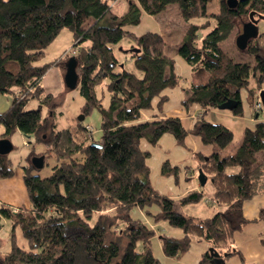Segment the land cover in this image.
Instances as JSON below:
<instances>
[{
  "label": "trees",
  "instance_id": "1",
  "mask_svg": "<svg viewBox=\"0 0 264 264\" xmlns=\"http://www.w3.org/2000/svg\"><path fill=\"white\" fill-rule=\"evenodd\" d=\"M115 1L0 0V96L12 97L9 108L0 112V125L5 127L4 136L19 129L31 142L44 143L43 154L57 160L45 177L35 173L32 164L24 166L32 207L17 212L3 207L0 212L12 220L14 228H21L28 248L18 244L14 231L0 264H164L152 248L157 234L170 258L185 256L194 237L220 254L226 251L227 257L240 254L231 243L234 233L249 223L243 214L244 202L264 192V119L258 112L264 107L256 111L254 125L245 128L241 143L222 154L234 142L231 128L202 115L190 129L181 117L164 115L169 98L165 90L179 82L175 61L165 54L159 33L137 35L128 27L140 24L143 12L157 14L171 3L179 4L186 20L204 19L188 26L177 52L193 70L205 71L208 79L192 82L182 105L198 106L204 114L226 109L241 116L242 89H247L254 107L264 88V32L247 47L256 56L254 63L236 62L220 41L239 18H263L264 0H246L235 8L221 0L215 13L208 10L210 0H126L122 14L113 11ZM64 27L74 32L73 47H80L74 56L77 87L84 98L81 112L86 116L97 109L102 116V149L92 145L91 131L81 121L57 129L56 109L61 102L46 93L42 83L48 69L57 64L44 62L45 49ZM209 27L200 39V31ZM125 38L130 45L118 46ZM116 46L133 62L134 70L118 58ZM251 76L254 87H249ZM103 87L111 94L108 106L102 103ZM31 99L38 100L40 108L26 110ZM192 130L203 146L211 147L195 153L197 168L215 189L207 203L222 207L209 217L187 215L179 208L201 202L203 190L192 189L173 198L152 186L151 151L142 147L143 140L157 145L166 134L185 146ZM165 164L164 171L172 170L168 161ZM13 172V161L0 154V176L10 177ZM153 205L158 211L151 210ZM134 208L149 216L147 223L131 214ZM259 218L264 220V210ZM161 222L180 229L182 235L161 232ZM70 224L85 235L68 237ZM217 259L208 249L201 262L216 263Z\"/></svg>",
  "mask_w": 264,
  "mask_h": 264
},
{
  "label": "rangeland",
  "instance_id": "2",
  "mask_svg": "<svg viewBox=\"0 0 264 264\" xmlns=\"http://www.w3.org/2000/svg\"><path fill=\"white\" fill-rule=\"evenodd\" d=\"M220 1L221 0H210L208 4L209 12H219L221 4ZM112 7L114 12L122 14L126 10L127 1L117 0L112 3ZM203 20L204 19L201 18L186 20L181 13L179 4L171 3L166 7V9L157 14L143 12L140 24L128 27V29L137 35L144 34L148 31L159 33L164 40L165 54L173 58L175 61V69L179 76V82L176 87L165 90V93L168 94L169 98L164 104V114L175 115L174 113L177 112V108L183 107L182 100L187 97V88L191 85V83L204 82L208 79V74L205 71L193 70L192 66L177 52L178 46L182 43L188 26L191 23L203 22ZM249 20L250 19L247 17L236 20V23L228 37L220 41V46L223 50L227 52L236 62H255L256 56L254 53L249 51L248 48L240 49L236 44L237 35L242 32L244 23ZM256 26L259 32H264V17L256 22ZM211 27L200 31V39L211 29ZM73 44L74 32L72 29L64 27L54 40L46 47L44 62L57 61L60 69L65 72L69 59L80 49V47H73ZM129 45L130 43L128 39L125 38L118 46L128 47ZM115 52L118 58L126 63L127 68L134 70L133 62L127 58V56L124 55L120 49L117 50V46L115 47ZM46 80L53 82V87L57 86V79L52 75H47ZM60 82L61 89L56 90L58 101L61 102L56 109L57 129L76 125L80 121L79 116L82 114L81 107L84 104V98L80 93V87L67 89L64 85L62 77ZM254 86L255 78L254 76H251L249 87ZM98 91L100 95L101 90L99 89ZM102 91V103L105 106H108L111 94L105 87L102 88ZM241 98L243 102V114L241 116L235 115L230 110L226 109H210L204 114V117L209 121L214 123H223L234 131L235 138L233 144L223 150L222 154L232 152L235 146L241 143L245 127H252L254 124L257 110L251 106L247 89H242ZM195 107L198 108V106ZM38 108H40V103L35 99H31L25 106L26 110ZM43 111L45 112V109H43ZM258 112L260 113L259 118L264 119V108L260 109ZM196 119L185 118L184 123L191 129ZM81 123H83V125L91 131L92 139L95 140L94 142L103 143L101 131L102 116L97 109H94L90 114L86 115ZM0 129L5 131L2 125H0ZM9 139L13 144V149L8 155L14 161L15 171L13 176L4 179L6 180L5 182H7L8 190L14 191L16 194L9 193L16 196L18 199H22V205L30 206L31 201L27 195L25 183L23 182L22 177L23 169L25 164L29 162L28 156L33 153L34 150H45L46 145L40 142H30V146H27L25 136L18 130L12 132L9 135ZM199 142V138L194 134L193 130L190 132L188 143L185 146L176 144L174 138L170 134L164 135L157 145H152L146 140L142 141V147L144 149H150L151 151V155L148 157V165L151 171L150 175L152 186L156 190L162 194L177 198L196 184L199 169L197 168V158L195 157L193 150ZM167 161L169 162V166L172 168V170L168 172H166V170L164 171V168L166 167L165 162ZM56 163V157L51 155L47 158L44 167L40 170H35L34 172L40 174L42 177L48 176ZM177 165L180 167L179 170L174 168V166ZM191 167H194L195 174L192 173ZM230 171L232 172V170ZM20 187H22L21 192ZM201 190H203V200L199 203H192L179 207L181 212L195 217H209L220 210L221 207L215 202H211V204L207 203V201H209V197H212L214 194V185L212 181L208 180L204 186H201ZM151 210L155 212L158 211L157 205H153ZM131 214L136 218L144 220L146 223L148 221L147 217L149 216H147L145 212L141 211L139 208H134L131 211ZM0 225H4L1 235L4 236V239L8 238V235L11 233L10 229L12 228V224H9L8 219L0 218ZM158 227L161 229V232L165 231L173 235L182 234L177 233L174 231L176 230L174 227H171L164 222H161ZM15 233L18 244L28 248L27 240L19 226L16 227ZM66 235L72 238L79 235H85V231L74 224H70L67 226ZM205 247L206 242L199 241L195 237L190 251L182 258L177 259L167 257L163 253L158 234L152 242V248L155 256L164 264H237V256L227 257V255L225 256L226 251L217 257L218 259L216 263L201 262L204 253L207 251L204 250Z\"/></svg>",
  "mask_w": 264,
  "mask_h": 264
},
{
  "label": "crops",
  "instance_id": "3",
  "mask_svg": "<svg viewBox=\"0 0 264 264\" xmlns=\"http://www.w3.org/2000/svg\"><path fill=\"white\" fill-rule=\"evenodd\" d=\"M58 64L50 67L48 69V71L46 72V74L44 75L43 80H42L45 92L46 93H52L53 95H56V90L61 89V86H60L61 77L63 78V81H64L65 72L62 69H60V66H58ZM47 75H52L53 77H55L57 79V86L56 87L52 86L53 82H51L50 80H48V81L46 80ZM64 85H65V83H64ZM263 90H264V88H263ZM260 91L258 92L259 96L257 98V101H259V99L261 100ZM11 101H12L11 95H9V94L1 95L0 96V112L6 111L9 108ZM262 106H263V104H262ZM254 108L256 109L255 106H254ZM202 111H205V110L200 108V107H198V108L191 107V108L187 109V108H184V106H183L181 108H177V112L174 113L175 115H167V114H164V115L165 116H179L183 120L185 118H188V119L195 118L196 119V117H198V115L204 116V112H202ZM192 114L194 115L193 117H191ZM144 116L146 118L149 117L147 113L144 114ZM257 117H258V114L255 116L254 123L257 121L256 120ZM206 120H208V119H206ZM2 126L4 127V125H2ZM246 127H250V126H246ZM4 129H5V127H4ZM16 130L20 131L19 129H15L14 131H16ZM4 133H5V131H2L0 129V139H2V138H8L9 139V136H4ZM20 133L22 134L21 131H20ZM25 139H26L27 146H30V142H31L30 139H28L26 137H25ZM200 143L201 142H199V144L194 148V150H193L194 153H196L198 150H206V151L211 150V147H205L202 144L200 145ZM45 150H47V146H46ZM45 150H38V151L34 150V152L28 156L29 162L25 165L32 164V161H31L32 157L37 156V155L38 156L45 155V162H46V160L48 158L47 156L49 155V153L43 154V152H46ZM8 154H3V155H8ZM13 168H14V161H13ZM35 170L36 169L34 168V171ZM191 170H192V173L195 174L194 173L195 172L194 167H191ZM13 175H14V172H13ZM13 175H11V176H13ZM10 177H1L0 176V210L3 207L10 208L13 212L15 209H17V210H21V209L29 210L32 207V204L30 206L29 205H22L21 204L22 199H18L16 196L10 194V193H15V192L8 190L7 182H5L6 180L4 179V178H10ZM22 177H23V182L25 183V181H24V169H23ZM208 180H210V179H208ZM25 188H26V185H25ZM4 189L7 190L8 192L5 191ZM192 189H196V190L201 191V184H200L199 180H197L196 184H194L190 189H188L184 194L180 195L179 197L185 195L189 190H192ZM21 191H22V187H20V192ZM26 192H27V188H26ZM27 195H28V192H27ZM28 197H29V195H28ZM179 197H177V198H179ZM209 198L211 199L212 197H209ZM29 200H30V198H29ZM221 209H222V207L220 208V210ZM261 210H264V192H261V193L255 195L254 197H252V198H250L244 202L243 214H244V217L249 220V223L246 224L242 229H240L234 233L233 240L231 243L234 250L236 249L240 252V254L235 253V254L231 255V257H233L235 255L237 256V259H238L236 262L237 264H264V220L259 218V214H260ZM0 218L8 219L9 224L10 225L12 224V228L10 229L11 233L8 235V238H6V239H4V236L1 235V231H3L4 225H0V257H1L5 253H7V251L10 249L12 233L16 230V227L14 228L12 220L7 218L6 216H4L1 212H0ZM156 227H157V225H156ZM174 229H176L174 231H176L177 233H182V231L180 229L179 230L177 228H174ZM181 235L182 234H177L174 236L180 237ZM194 238H193V240H194ZM16 239H17V237H16ZM198 240L203 241L200 239H198ZM160 243H161V241H160ZM209 247H210V245L206 242V247L204 250H208ZM241 255L243 256L245 263L243 262Z\"/></svg>",
  "mask_w": 264,
  "mask_h": 264
},
{
  "label": "water",
  "instance_id": "4",
  "mask_svg": "<svg viewBox=\"0 0 264 264\" xmlns=\"http://www.w3.org/2000/svg\"><path fill=\"white\" fill-rule=\"evenodd\" d=\"M246 0H226L229 8H235L239 2H244ZM258 20L254 18L253 15L250 16V20L246 21L243 25L242 32L237 35L236 44L240 49H245L248 47L249 41L259 34L256 22ZM78 61L75 56L71 57L67 63L66 71L64 74V83L67 88H76L79 82V75L77 72ZM261 101L264 107V90L260 91ZM222 108V107H221ZM85 115L81 114L79 120L82 121ZM93 146L99 149L103 148V143L93 142ZM13 149V144L10 139L2 138L0 139V154H8ZM32 164L36 170L41 169L45 165V155L34 156L31 159ZM198 180L201 186H204L208 180L207 175L199 169ZM209 252L215 257H219L221 254L214 247L209 248ZM227 253L225 254V256Z\"/></svg>",
  "mask_w": 264,
  "mask_h": 264
},
{
  "label": "built area",
  "instance_id": "5",
  "mask_svg": "<svg viewBox=\"0 0 264 264\" xmlns=\"http://www.w3.org/2000/svg\"><path fill=\"white\" fill-rule=\"evenodd\" d=\"M256 110H258V109H260L261 107H262V102H261V100L259 99V101H257V103H256ZM210 199V198H209ZM208 199V200H209ZM18 210L17 209H15L14 210V212H17Z\"/></svg>",
  "mask_w": 264,
  "mask_h": 264
}]
</instances>
